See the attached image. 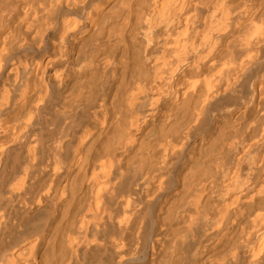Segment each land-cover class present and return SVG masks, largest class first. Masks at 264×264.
<instances>
[{"label":"bare ground","instance_id":"6f19581e","mask_svg":"<svg viewBox=\"0 0 264 264\" xmlns=\"http://www.w3.org/2000/svg\"><path fill=\"white\" fill-rule=\"evenodd\" d=\"M0 264H264V0H0Z\"/></svg>","mask_w":264,"mask_h":264}]
</instances>
